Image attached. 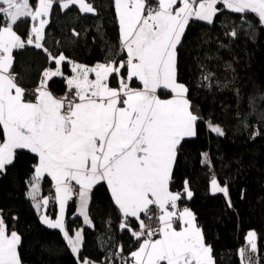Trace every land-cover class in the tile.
I'll return each instance as SVG.
<instances>
[{
  "label": "snow or ice",
  "instance_id": "obj_1",
  "mask_svg": "<svg viewBox=\"0 0 264 264\" xmlns=\"http://www.w3.org/2000/svg\"><path fill=\"white\" fill-rule=\"evenodd\" d=\"M30 2L0 0V173L14 163L17 150H28L38 157L28 195L36 201L45 174L55 182L60 215L55 220L43 215L41 221L63 233L73 253H79L82 233L76 231L74 238L70 237L65 226V204L74 194L72 181L79 186L80 215L85 223H90L88 205L93 187L104 182L125 218L120 227H129L128 218L140 221V230L132 235L143 239L130 254L132 264H214L212 249L205 244L194 214L188 208L178 210L182 196L169 188L182 141L197 135L201 119L193 111L189 89L178 82L177 50L190 21L212 24L222 12L218 5L241 14L242 20L253 14L264 26V0H114L126 60L118 66L112 60L94 68L73 64L74 75L66 79L68 91L74 90L72 99L53 97L42 81L34 102L24 99L25 90L10 71L13 50L23 49L26 44L42 48L49 21L41 17L49 15L54 0H38L34 10ZM178 3L180 6L174 7ZM70 5H78L84 13L96 12L85 0H60L62 9ZM28 18L39 20V26L31 28L25 44L14 27ZM50 59L55 60L57 68L46 70L43 76H61L60 65L67 58L61 53ZM125 68L126 78L122 71ZM90 73L95 74L94 80L89 79ZM112 74L119 77L118 88L109 86ZM134 81L142 87L133 88ZM161 92L170 98L162 99ZM209 128L218 136L225 135L218 125L209 123ZM211 185L213 193L228 195L227 187H220L215 178ZM184 192L192 197L188 181ZM48 203V199L43 200L45 206ZM34 206L39 209L41 204L36 202ZM151 206L159 210L158 216ZM141 214L149 221L158 219V239L153 238L157 229L146 224ZM254 237V232L248 233L253 250ZM20 243L21 237L16 231L8 233L0 214V264H21L17 252ZM243 252L241 249L242 256ZM82 264L91 262L85 260Z\"/></svg>",
  "mask_w": 264,
  "mask_h": 264
},
{
  "label": "trees",
  "instance_id": "obj_2",
  "mask_svg": "<svg viewBox=\"0 0 264 264\" xmlns=\"http://www.w3.org/2000/svg\"><path fill=\"white\" fill-rule=\"evenodd\" d=\"M36 2L31 0L33 7ZM86 2L96 9L95 14L81 12L78 5L62 9L60 0H54L40 49L26 44L31 32L30 18L15 25L14 30L26 46L13 50L12 72L25 90L26 100L36 97L43 71L55 65L50 56L63 53L67 58L61 64L63 74L49 78L46 83L56 94L67 86L69 61L92 65L126 60L114 0ZM218 7L222 12L212 24L191 20L178 46V81L189 89L193 111L201 119L197 122V135L182 141L169 188L181 194L180 207L187 206L193 211L204 241L212 249L214 264H244L239 252L243 247L245 259L264 264V26L253 14L242 20L241 14L223 9V5ZM233 31L237 33L234 37ZM122 71L126 78V68ZM209 74L205 80L204 76ZM117 77L112 74L109 83L117 85ZM131 86L140 83L134 81ZM160 94L168 96L165 92ZM209 123L220 126L225 135L212 132ZM35 161V154L17 150L14 163L0 173V214L7 231H16L21 237L17 246L21 264H80L78 258L99 264H132L130 254L143 239L137 240L132 235L140 229V221L128 218L129 227H120L125 218L104 182L95 185L90 194V225H84L76 211V196L66 203L67 231L71 233L82 226L83 238L77 255L63 233L42 223L28 195V180ZM213 178L227 187V196L211 191ZM185 181L191 198L184 192ZM40 184L39 195L51 191L48 176H43ZM49 205V215L54 216L56 205ZM141 219L148 221L143 214ZM251 230L255 231L256 248L249 251L246 236Z\"/></svg>",
  "mask_w": 264,
  "mask_h": 264
},
{
  "label": "crops",
  "instance_id": "obj_3",
  "mask_svg": "<svg viewBox=\"0 0 264 264\" xmlns=\"http://www.w3.org/2000/svg\"><path fill=\"white\" fill-rule=\"evenodd\" d=\"M87 3V2H86ZM37 4H38V0H37V2H36V4L34 5V7L32 6V4H31V2H30V7L34 10L36 7H37ZM90 4V3H89ZM115 4V3H114ZM180 6V4L178 3L177 5H175L174 7H179ZM50 13V12H49ZM49 15L48 16H45V17H41V19H46V20H48L49 21ZM117 21H118V17H117ZM118 25H119V21H118ZM33 26H36V27H38L39 26V20H37V21H32V24H31V28L33 27ZM46 27V26H45ZM17 34H18V32L16 31V30H14ZM44 32H45V29H44ZM19 35V34H18ZM30 35H31V32H30ZM119 35H120V28H119ZM20 36V35H19ZM35 39V37H34V35H33V40ZM27 41V40H26ZM41 44H42V46H43V40L41 41ZM126 52V51H125ZM60 55V54H59ZM59 55L56 57V58H58L59 57ZM126 55H127V53H126ZM54 62H55V60H54ZM98 63H104V64H107L108 62H105V61H102V62H95V63H93L92 65H87V64H84V63H78V62H75V61H71V63H70V74H68V75H65V81H66V79L67 78H69V77H71V76H73L74 75V73L71 71V69H72V67H73V64H80V65H84V66H87V67H89V68H94ZM61 64H62V62H61ZM117 66L119 65V64H116ZM60 67H61V65H60ZM56 68H57V65H56V63H55V65L54 66H47V68H45V70L43 71V73L46 71V70H49V71H55L56 70ZM11 72H12V69L10 70ZM61 72H62V70H61ZM62 74H63V72H62ZM49 78H51V77H49ZM49 78H45L44 76L42 77V80H41V82L43 81L45 84L47 83V81H48V79ZM89 79H92V80H94L95 79V74L94 73H90L89 74ZM119 80V77H117V81ZM41 82L39 83V85L37 86V88H39L40 87V85H41ZM179 82V81H178ZM180 83H182V82H180ZM18 84V83H17ZM184 84V83H183ZM19 85V84H18ZM185 85V84H184ZM21 88H23L21 85H19ZM109 86L110 87H112V88H118L119 87V83L117 84V85H115V86H113V85H111L110 83H109ZM133 88H139V87H142L141 85L140 86H137V87H134V86H132ZM46 88H47V91H49L52 95H53V97H55V98H57V99H61L62 98V94L60 93V94H56L55 92H53L50 88H49V86L46 84ZM37 90V89H36ZM37 95V92H36V94H35V96ZM161 95V94H160ZM161 98L162 99H167V98H170V96L168 95V96H162L161 95ZM25 99V98H24ZM35 99H36V97L34 98V99H25L26 101H32V102H34L35 101ZM77 102H79L78 101V99H77ZM37 161H38V157L36 156V163H35V165L37 164ZM34 176V170H33V172H32V174H31V176H30V178H29V180H28V184H29V188H28V193L31 191V185H30V181L32 180V177ZM44 176H47V174H45ZM49 177V176H48ZM42 179V178H41ZM49 179L51 180V183H52V186H51V191L50 192H48V193H46V194H43V195H39V192H40V187H41V184H40V182H41V180H40V182H39V188H38V191H37V193H36V201H33V199H32V201H33V204L35 205V203L36 202H39L40 204H41V207L38 209V211H39V216L41 217V216H43V215H46V216H48V218H50V219H52V220H55L59 215H60V206H59V203L56 201V199H55V196H56V192H55V187H54V181H52V179H51V177H49ZM72 185H73V192H74V194H73V196H76V204H77V208H76V211L78 212V214L80 215V202H79V197H78V193H79V186L78 185H76L75 184V181H72ZM107 185V184H106ZM171 191V190H170ZM174 193V192H173ZM44 199H48V201H49V203L45 206L44 204H43V200ZM50 203H53L54 205H56V212H55V214H54V216H50L49 215V212H48V208L50 207ZM67 203V202H66ZM66 204H65V211H66ZM184 208H188L187 206H184V207H180L179 205H178V210H183ZM151 209H154V212L156 213V212H159V210L155 207V206H151ZM189 209V208H188ZM169 210H171V208L169 207ZM190 210V209H189ZM191 212L193 213V211L191 210ZM160 213V212H159ZM65 212H64V220H65ZM81 217H82V222H83V224L84 225H90L91 224V218H90V215H88V218H89V221H90V223H85V221H84V217L81 215ZM154 220L155 219H153V220H151V221H144L146 224L147 223H153L154 222ZM157 223H158V225H159V221L157 220ZM195 223H196V225H197V222L195 221ZM46 225V224H45ZM198 226V225H197ZM175 227L177 228V230H179V222H177L176 224H175ZM199 227V226H198ZM200 228V227H199ZM67 230V229H66ZM140 230V229H139ZM138 230V231H139ZM76 231H80L81 233H82V226H78L76 229H74V231L73 232H69L68 231V233H69V236L70 237H73L74 238V236H75V232ZM249 232H251V231H249ZM248 232V233H249ZM8 233H10V232H8ZM248 233H247V236H248ZM246 236V237H247ZM83 238V237H82ZM206 244V243H205ZM81 245V244H80ZM207 245V244H206ZM208 246V245H207ZM80 247V246H79ZM139 247H137L136 249H134L133 251H136L137 249H138ZM244 248L245 247H243V248H240V250H239V252H240V254H241V249H243L244 250ZM247 250H253L252 249V247L250 248L249 247V244H248V248H247ZM18 252V251H17ZM75 255H77L78 253H74ZM211 255H212V253H211ZM244 255H246V252L244 251L243 252V259H244V261H245V263L244 264H255V263H253V262H249L247 259H245L244 258ZM212 258H213V256H212ZM79 259V262H80V264H82V262L83 261H85V260H87V261H90L91 262V264H99V262L98 261H95V260H91V259H80V258H78ZM214 261V260H213Z\"/></svg>",
  "mask_w": 264,
  "mask_h": 264
},
{
  "label": "built area",
  "instance_id": "obj_4",
  "mask_svg": "<svg viewBox=\"0 0 264 264\" xmlns=\"http://www.w3.org/2000/svg\"><path fill=\"white\" fill-rule=\"evenodd\" d=\"M152 2L155 3V0H152ZM61 94H62V98L67 96L68 99H72L73 98V94H74V90H73V92H69L68 91V87L66 86L65 90ZM159 214L160 213L156 212V216H158ZM157 220L158 219H155L153 223H150V222L147 223V224H150L153 229H157V235L155 237H153L154 239H158L159 238V234H158L159 225L157 223Z\"/></svg>",
  "mask_w": 264,
  "mask_h": 264
},
{
  "label": "rangeland",
  "instance_id": "obj_5",
  "mask_svg": "<svg viewBox=\"0 0 264 264\" xmlns=\"http://www.w3.org/2000/svg\"><path fill=\"white\" fill-rule=\"evenodd\" d=\"M85 3H86V0H85ZM212 181V180H211ZM218 185H219V183H217ZM220 186V185H219ZM210 187H211V191H212V185H211V183H210ZM220 187H223V186H220ZM213 192V191H212ZM157 213H159V212H157ZM251 232H254L255 233V231H253V230H251ZM246 241L248 242V244H249V247L251 248V244L249 243V240H248V236L246 237ZM254 242H255V245H256V240H255V237H254ZM255 264H258L257 262H255Z\"/></svg>",
  "mask_w": 264,
  "mask_h": 264
}]
</instances>
